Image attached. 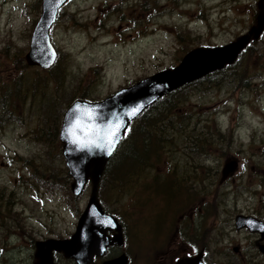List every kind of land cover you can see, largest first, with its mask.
<instances>
[{"label": "rangeland", "instance_id": "rangeland-1", "mask_svg": "<svg viewBox=\"0 0 264 264\" xmlns=\"http://www.w3.org/2000/svg\"><path fill=\"white\" fill-rule=\"evenodd\" d=\"M257 1L67 0L50 29L56 62L41 69L24 59L41 0H0V264H31L35 242L69 237L87 204L91 183L73 195L62 155L66 108L171 68L190 49L235 40L256 24ZM177 96L167 130L176 140L145 157L150 166L135 171L142 165L132 163L120 178L112 157L98 198L128 232L134 211L156 229L165 215L170 236L179 228L213 261L234 260L233 246L254 236L235 229L236 214L264 218V32L229 68ZM230 158L238 167L221 182ZM168 179L179 190L169 208Z\"/></svg>", "mask_w": 264, "mask_h": 264}, {"label": "water", "instance_id": "water-1", "mask_svg": "<svg viewBox=\"0 0 264 264\" xmlns=\"http://www.w3.org/2000/svg\"><path fill=\"white\" fill-rule=\"evenodd\" d=\"M63 3H59V0L41 1L42 11L33 28L29 50L25 54V61L28 65H36L47 69L54 64L57 53L50 41L49 29L55 20L59 7ZM53 14H55L54 18ZM263 31L264 0H258L256 24L235 40L223 45L195 47L184 54L180 62L174 67L157 71L130 86L122 87L101 101L75 100L70 104L63 115L59 132L65 165L68 169V174L72 178L70 189L74 195L80 194L89 179L91 181V191L87 205L78 219L75 232L69 239L37 241L36 262L34 264H54L51 255L53 249L62 250L66 256H74L78 262L87 264L90 259L89 252L97 245L96 242H98L99 237L106 239L105 230L112 227L119 228L117 218L103 210L98 199V186L106 163L122 140L129 123L135 120L146 107L152 105L170 91L232 64L239 57L241 51L252 40H257ZM52 54H54V59H51ZM50 60L51 62H49ZM77 104L81 106L87 105L97 114V118L93 121H88L86 117H81L85 123L101 126L118 118L124 124V128L120 129L119 143L110 155L106 149L82 151L71 143V138L66 135V128L69 126L70 121L75 118L72 114V109ZM133 107H140L141 111L136 116L129 118L126 113ZM237 165L236 159L225 160L220 180L230 176L236 170ZM235 220L237 227H252L260 229L262 233L264 232V222L257 218L237 215ZM124 262L125 257L121 256L105 263L124 264ZM197 263L200 264L199 258H185L177 264Z\"/></svg>", "mask_w": 264, "mask_h": 264}, {"label": "flooded vegetation", "instance_id": "flooded-vegetation-1", "mask_svg": "<svg viewBox=\"0 0 264 264\" xmlns=\"http://www.w3.org/2000/svg\"><path fill=\"white\" fill-rule=\"evenodd\" d=\"M253 213L255 214V210ZM109 214L117 218L119 228L112 227L105 230L106 239L99 237L96 248L94 247L89 252L90 259L87 264H106L107 261L121 256L125 257L124 264H177L181 260L194 255H196L195 258H200L201 264H264V234L252 232L247 228L243 229L254 236L245 243L243 242L242 245L237 243L233 246L232 250L236 258L231 261L227 258L226 261L217 262L212 260L213 257L207 247L202 244L197 246L184 240L185 233L181 232L179 228H176L174 235L170 236V229H156L150 222L144 223L140 220L141 215L134 211L136 219L132 221L130 239L131 231L128 232L123 218L114 213ZM259 219L264 220V218ZM176 227L180 226L177 225ZM235 229L240 230L236 227ZM148 231L152 234L148 235ZM35 245L30 255L34 258L31 264L35 262ZM1 255L2 251L0 249ZM51 255L54 264H62L60 258L67 259L71 264H83L78 262L74 256H66L62 250L53 249Z\"/></svg>", "mask_w": 264, "mask_h": 264}, {"label": "trees", "instance_id": "trees-1", "mask_svg": "<svg viewBox=\"0 0 264 264\" xmlns=\"http://www.w3.org/2000/svg\"><path fill=\"white\" fill-rule=\"evenodd\" d=\"M247 47H250V45ZM247 47L245 48L244 51H246ZM229 67L230 65H226L224 68L215 71L213 73L224 71ZM211 74L202 77L200 79H197L191 83L182 85L179 88L172 90L169 93L165 94L164 96L160 97L155 103L147 107L137 117V119L134 120L129 125L130 127L127 130V134L124 135V138L121 141L120 145L110 157L111 159L112 157L115 156V158H117V162H119L115 167V173L117 174L116 176L118 178H120V176L124 175L129 171L128 168H131L132 163H133V167L135 164L142 165L141 169H135V171L136 170L140 171L145 167L150 166V162L147 161L149 158H145V157L147 156L151 157V154L159 155L160 153L158 152V150H160L164 145L166 146L168 144H171V142L176 140L174 132L170 134V132H167V130L168 128L173 127L172 122L174 121L176 116L174 113H171V111L178 110L179 108L177 107V105H175L178 102V98H179L177 96V92L181 89H185V87H190L192 85H195V83L204 81L208 77H211ZM55 76L56 78H58L59 74H56ZM184 122L185 120H182L181 123L179 122L180 125H177V129L182 128V126H184L183 124ZM203 133L206 136V132L204 131ZM137 139L142 140V143H136ZM119 149L124 150L123 155L118 154ZM136 156H139V158L136 159L135 158ZM177 168H179V166L175 164V170ZM135 174L137 175V172H135ZM130 175H132V173ZM174 181H175L174 179L166 180L164 182L165 186L164 188H162V190L167 192L168 197H165L168 199L167 201L165 200V202L166 203L169 202L167 203L168 205L167 208H169V206H176L175 198L179 194V190L174 186ZM170 192H174L173 197L170 196ZM140 215L141 218L142 213ZM158 217H160L161 219V226L158 227L160 230L163 228L164 222L166 221V216L163 215L162 217L161 215H158ZM158 217L154 216L152 217V220H156ZM164 228L170 229L171 227L170 225H166Z\"/></svg>", "mask_w": 264, "mask_h": 264}, {"label": "snow or ice", "instance_id": "snow-or-ice-1", "mask_svg": "<svg viewBox=\"0 0 264 264\" xmlns=\"http://www.w3.org/2000/svg\"><path fill=\"white\" fill-rule=\"evenodd\" d=\"M63 2L64 0H59V3ZM54 16L55 14H53V18ZM51 59H54V54H52ZM49 62H51V60ZM140 111V107H133L126 115L131 118L136 116ZM72 114L75 118L70 121L69 126L66 128V135L71 138V143L82 151L106 149L110 155L119 143V138L121 136L120 129L124 128V124L120 122L118 118L108 121L107 124L101 126H97L93 123H85L81 117H86L88 121H93L97 118L95 111L87 105L81 106L77 104L72 109ZM126 134L127 130L124 135Z\"/></svg>", "mask_w": 264, "mask_h": 264}]
</instances>
